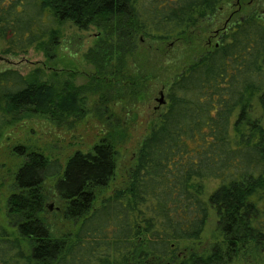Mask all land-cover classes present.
Returning <instances> with one entry per match:
<instances>
[{"label":"trees","instance_id":"16d2710c","mask_svg":"<svg viewBox=\"0 0 264 264\" xmlns=\"http://www.w3.org/2000/svg\"><path fill=\"white\" fill-rule=\"evenodd\" d=\"M233 1L0 0V54L55 48L71 22L105 35L88 57L106 75L104 52L122 60L138 48V34L159 45L197 41ZM94 91L0 71V139L33 117L82 116ZM15 150L25 159L5 198L0 264H264V23L243 19L177 75L110 195L99 197L116 170L110 140L75 153L65 168L32 148ZM50 180L63 201L55 212L45 206Z\"/></svg>","mask_w":264,"mask_h":264},{"label":"rangeland","instance_id":"374dc122","mask_svg":"<svg viewBox=\"0 0 264 264\" xmlns=\"http://www.w3.org/2000/svg\"><path fill=\"white\" fill-rule=\"evenodd\" d=\"M234 0L222 14L217 15L221 22L212 29L226 23L238 12L236 18L251 16L264 20V0H242L239 10ZM210 29L194 34L198 40L189 43L172 42L159 45L138 34V48L125 54L116 50L110 56L104 52L107 67L106 75H100L93 64L92 55L96 43L105 35L97 28L79 30L71 22L62 26L59 44L55 48H32L28 54L3 57L0 54V71L16 69L26 78L38 77L41 82L52 83L62 88L72 83L76 87L95 90L87 95L85 113L56 123L47 118L33 117L8 127L0 139V222L4 224L6 196L12 191L15 173L24 161L23 150L18 146L42 152L51 160H57L65 168L68 160L77 152L89 153L102 140L112 141L116 151V170L107 189L99 197L110 195L126 180L128 170L134 165L138 150L157 124L163 111L158 100L161 93L164 99L172 81L187 66L194 63L211 46ZM192 37V38H193ZM219 42L213 39L212 44ZM125 66V67H124ZM119 68L123 73L119 75ZM55 181L46 184L45 206L55 212L63 208L62 199L56 195ZM207 188V193L209 192ZM215 216L212 214L205 232V240L210 242L215 235ZM241 264V263H239Z\"/></svg>","mask_w":264,"mask_h":264},{"label":"flooded vegetation","instance_id":"af4514ba","mask_svg":"<svg viewBox=\"0 0 264 264\" xmlns=\"http://www.w3.org/2000/svg\"><path fill=\"white\" fill-rule=\"evenodd\" d=\"M252 1V0H251ZM244 2L242 0H238L237 3L235 4V6H237L240 9L243 8ZM224 11V9H221V11H219L218 15L222 14V12ZM236 15H238V12L233 13L226 21V23H223V26H220L217 29H212L214 26L218 25L221 20L218 19L217 17L215 18H211L210 19V32H209V37L210 40L208 42L209 46L212 47H218V45L220 44L221 40L223 39V37L228 34L229 32H231V30H233L237 23L240 22L237 18ZM258 20L262 21L264 23V20H262L259 16L257 17ZM243 19H241L242 21ZM213 39L219 40V42L212 44Z\"/></svg>","mask_w":264,"mask_h":264},{"label":"water","instance_id":"95a60500","mask_svg":"<svg viewBox=\"0 0 264 264\" xmlns=\"http://www.w3.org/2000/svg\"><path fill=\"white\" fill-rule=\"evenodd\" d=\"M158 102L160 103V105H165L166 104V100L164 99V95L161 93V99L158 100Z\"/></svg>","mask_w":264,"mask_h":264}]
</instances>
